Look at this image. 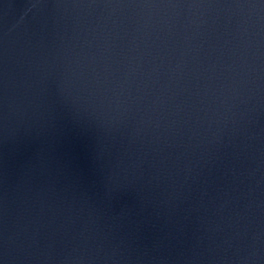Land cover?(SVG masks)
I'll use <instances>...</instances> for the list:
<instances>
[{
  "label": "water",
  "instance_id": "obj_1",
  "mask_svg": "<svg viewBox=\"0 0 264 264\" xmlns=\"http://www.w3.org/2000/svg\"><path fill=\"white\" fill-rule=\"evenodd\" d=\"M0 264H264V0H0Z\"/></svg>",
  "mask_w": 264,
  "mask_h": 264
}]
</instances>
